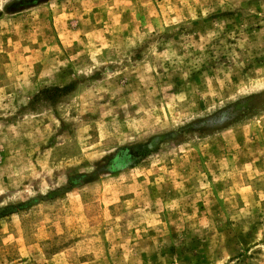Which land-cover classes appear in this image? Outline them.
Returning a JSON list of instances; mask_svg holds the SVG:
<instances>
[{
    "label": "rangeland",
    "instance_id": "1",
    "mask_svg": "<svg viewBox=\"0 0 264 264\" xmlns=\"http://www.w3.org/2000/svg\"><path fill=\"white\" fill-rule=\"evenodd\" d=\"M0 264H264V0H0Z\"/></svg>",
    "mask_w": 264,
    "mask_h": 264
},
{
    "label": "trees",
    "instance_id": "2",
    "mask_svg": "<svg viewBox=\"0 0 264 264\" xmlns=\"http://www.w3.org/2000/svg\"><path fill=\"white\" fill-rule=\"evenodd\" d=\"M54 88L55 89H61V91H66V90H68L70 88V85L67 84V85L62 86L61 88H59V87H54Z\"/></svg>",
    "mask_w": 264,
    "mask_h": 264
}]
</instances>
